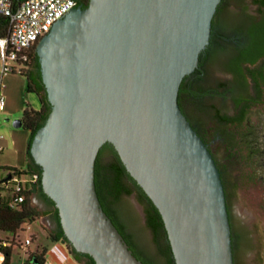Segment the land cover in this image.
Returning a JSON list of instances; mask_svg holds the SVG:
<instances>
[{"label":"water","instance_id":"1","mask_svg":"<svg viewBox=\"0 0 264 264\" xmlns=\"http://www.w3.org/2000/svg\"><path fill=\"white\" fill-rule=\"evenodd\" d=\"M219 2L87 0L35 46L32 80L50 109L29 154L60 243L94 264H143L96 197L94 161L106 142L158 211L174 264H234L219 173L177 105Z\"/></svg>","mask_w":264,"mask_h":264},{"label":"flooded vegetation","instance_id":"2","mask_svg":"<svg viewBox=\"0 0 264 264\" xmlns=\"http://www.w3.org/2000/svg\"><path fill=\"white\" fill-rule=\"evenodd\" d=\"M227 4H224L222 8L228 14L230 12L226 9ZM86 5L87 0H79L75 8H83ZM233 5L237 12L244 15L243 20L238 23L230 22L229 29L225 30L221 26V17L218 18L217 22L220 26L216 22L215 30L209 36V40H212L213 44L212 52L208 55L204 49L201 56L202 64L199 65L198 61L193 70L194 73L192 72L190 76V80L197 85V96L192 98L186 94L178 97V107L181 113L208 149L221 181L224 180V193L233 194L226 200L229 223V200L235 196L243 183L240 180L241 174L249 176L256 171L250 168H246L245 171L244 169L239 170L236 155L232 156L233 152L237 150L236 145L240 133L242 134V131L238 132L234 128L239 111L234 108L232 100L233 96H237L240 92L243 93L241 106L245 112L241 124L246 123L255 131L254 134L247 133V139L253 150L257 151L255 159L263 172V175L259 176V181L264 183V118L257 121L256 124L250 122L254 109L262 103L264 97V56H257L252 64H241V77H235L234 73L228 69L233 58L251 44L249 29L259 24L260 16L257 13L259 8L253 4V0L241 2L238 0L237 5ZM242 7L245 8L244 11ZM212 67H215L217 73L209 77V70ZM240 85L243 87L242 90ZM255 98H259L260 103H253ZM109 160L110 154L106 152L102 160L103 165H106ZM25 161L30 162L27 158ZM130 196H133L139 212L125 201ZM35 197L44 211L43 215L46 217L51 232H56L58 224L54 217V207L50 206L39 192H35ZM103 204L120 229V235L130 252L138 257L137 259L143 264H160L158 263L159 249L152 240L150 230L146 227L144 207L137 196L134 193L121 194L117 199H113L111 196L105 195ZM140 218L142 225L150 234V243L153 248H150L136 232ZM160 259L164 264L163 259ZM82 260L88 262L87 258ZM233 263L235 264V262Z\"/></svg>","mask_w":264,"mask_h":264},{"label":"trees","instance_id":"3","mask_svg":"<svg viewBox=\"0 0 264 264\" xmlns=\"http://www.w3.org/2000/svg\"><path fill=\"white\" fill-rule=\"evenodd\" d=\"M241 1L243 0H240V2ZM228 2L229 0H220L210 29V35L215 30L214 26L218 18L222 17L225 14L227 15V12H225L222 6L224 4H227ZM253 4L258 6L259 8L257 13L260 16V21L257 26L249 29L251 35V44L244 51H241L238 55H236L233 58L231 65L228 66V69H230L234 73L235 77H241V71H240L241 64L243 63L252 64L257 56L259 55L264 56V8H263L264 0H253ZM242 10L244 11L245 8L242 7ZM217 23L219 24V22ZM6 34H7L6 20L5 18L0 17V36L5 37ZM208 43L209 44L205 47V52L208 55H210L213 47L212 40H209ZM203 53L204 50L201 51L198 57L199 65L202 64L203 60L201 56ZM27 57H28V62L26 63V68L24 69L21 75L25 76L26 78V92H33L36 95L39 103V109L33 110L30 108H25L22 112L21 126L29 132V137L25 145L24 157L30 161V162L26 161V169L22 171L24 173H30V172L36 173L38 175V180L37 183L28 192H26V198L24 202L20 204V206L16 209L11 208L9 206L8 195L2 194L0 192V231L4 232L9 236H12L22 224L31 223L42 215V213L38 212L34 207H32L29 201V196L32 193L39 192L41 194L40 170L37 166H35L32 163V158L29 154V148L35 132L37 131L39 125L46 118L48 114V111L50 109V104L46 100L44 92L41 89V87L33 83L32 80V74L35 73L36 60H37L35 47H33L27 52ZM191 75L192 74L190 73L189 75L183 77L182 81L180 82L177 92V105H178V97H180L181 95L187 94L192 98L197 96L198 88L196 83L190 80ZM239 87L241 90L243 89L241 85ZM242 96L243 93L240 92L237 96H233L232 99L234 103V108L239 111L234 128L238 132L242 131V134L240 133L238 144L236 145L237 150L233 152L232 156L236 155V159L238 160L239 170L246 168H250L251 170H257L260 169V165L255 159V154L257 151L253 150L249 140L247 139V133L251 132L252 134H254L255 131L246 123L241 124V122L244 120V113H245L241 106ZM253 103H260V99L255 98L253 100ZM106 152L110 154V160L106 165H103L101 159ZM5 169L7 171L16 172L17 174L20 173L16 168H5ZM257 177L258 176L256 174V171H254L253 174L249 176H244L241 174L240 180L241 182H254L255 180H257ZM93 178H94L93 179L94 190L100 208L105 213L107 218L111 221V223L113 224V226L115 227V229L119 234H120V229L114 223L109 212L107 211V209L103 204L104 196L108 195L111 196L113 199H117L118 196L121 194L128 195L134 193L137 196L139 202L144 207L146 227L150 230L152 235V240L159 249L160 257L163 259L164 264H174L170 247L167 241L166 233L158 211L151 203V201L148 199V197L144 194V192L141 190V188L126 173L124 166L122 165L114 148L112 147L111 144L107 142L101 145V147L99 148L96 154L94 161ZM221 184L223 187L224 186L223 179L221 181ZM231 195L233 194L224 193L225 204L227 198ZM42 197L47 201V203L50 206L54 207V204L51 201H49L43 195ZM54 217L58 224V230L56 232L48 233L47 237L49 238L50 241H57L62 239L65 240V237L58 222L57 212L55 207H54ZM240 240H241L240 235L236 236L233 235L231 232V248H232L233 262H235V252L236 249L238 248ZM68 247L76 264H94L93 260L88 255L77 253L73 250L72 247L70 246ZM2 253L4 256L3 264H8L10 249L2 248ZM44 253H45V249H42L41 254ZM131 254L133 255V253ZM32 258H34L38 262L42 260L41 256L36 255V252L35 254H32ZM83 258H87L88 262H83L82 260ZM135 258L137 259L138 257Z\"/></svg>","mask_w":264,"mask_h":264},{"label":"rangeland","instance_id":"4","mask_svg":"<svg viewBox=\"0 0 264 264\" xmlns=\"http://www.w3.org/2000/svg\"><path fill=\"white\" fill-rule=\"evenodd\" d=\"M237 3L238 0H230L226 7L230 13L221 17V24L225 30L229 29L230 22L238 23L244 18V15L237 12L236 7L233 5H237ZM215 70V67L210 68L209 77L217 73ZM3 84L5 106L0 113V137L2 138L0 140V147L2 148L0 152V180H3L7 173L5 168L26 169L24 151L29 132L22 126L17 129L13 128L11 122L15 119L21 120L25 108L39 109L36 95L33 92H26L25 76L9 74L4 77ZM262 118H264V97L262 103L254 109L250 122L256 124ZM103 159L104 155L101 160ZM256 174L258 176L257 180L243 182L235 196L229 200L231 232L233 235L241 236L235 252L236 264H264V183L259 181V176L263 175L262 169L256 170ZM29 201L32 207L42 213L40 217L43 219L42 222L45 227L38 218L29 224V230L18 232V236H9L0 231V240H5L10 245L8 264H27V253L39 252L42 249H45V252L48 253L52 244V241L47 237L51 230L46 217L43 215L44 211L36 200L35 193L29 196ZM125 201L139 212L133 196L126 198ZM138 222L136 232L150 248H153L150 243V234L142 225L141 218ZM29 235H32V243L24 253L15 245H18L19 241ZM160 258L158 257V263L162 264ZM45 259L48 260V256H45ZM64 264H76L71 253L68 254L67 261Z\"/></svg>","mask_w":264,"mask_h":264},{"label":"built area","instance_id":"5","mask_svg":"<svg viewBox=\"0 0 264 264\" xmlns=\"http://www.w3.org/2000/svg\"><path fill=\"white\" fill-rule=\"evenodd\" d=\"M78 2L79 0H0V17L5 18L7 28L6 36H0V113L5 106L4 77L23 73L28 62L27 52L36 46L56 21L75 8ZM17 170L19 174L7 171L4 179L0 180V192L8 195L9 206L15 209L24 202L26 192L38 180V175L34 172L24 173L20 169ZM29 224H22L12 236H18V232L29 230ZM31 236L25 237L15 246L25 253L32 243ZM9 247L8 242L0 240V264H3L4 260L2 248ZM69 253L68 245L61 244L60 240L52 241L48 253L36 252L37 256H41L40 262L32 258L35 252L26 254V262L27 264H64ZM45 256L49 259L46 260Z\"/></svg>","mask_w":264,"mask_h":264},{"label":"crops","instance_id":"6","mask_svg":"<svg viewBox=\"0 0 264 264\" xmlns=\"http://www.w3.org/2000/svg\"><path fill=\"white\" fill-rule=\"evenodd\" d=\"M39 219L41 220V223H42V225H43V222H42V221H43V219H42L41 217H39ZM43 227H45V226L43 225Z\"/></svg>","mask_w":264,"mask_h":264}]
</instances>
